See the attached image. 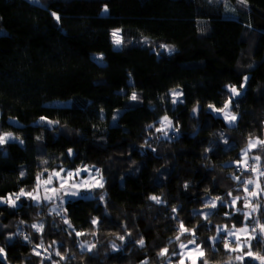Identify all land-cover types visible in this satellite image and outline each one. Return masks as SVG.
Wrapping results in <instances>:
<instances>
[{"label": "trees", "instance_id": "obj_1", "mask_svg": "<svg viewBox=\"0 0 264 264\" xmlns=\"http://www.w3.org/2000/svg\"><path fill=\"white\" fill-rule=\"evenodd\" d=\"M229 100L232 126L215 112ZM5 132V200L63 168L93 167L104 186L0 201V264H176L190 239L197 264H243L217 230L247 222L264 256V200L241 162L250 138L264 141V0H0ZM251 149L264 171V145Z\"/></svg>", "mask_w": 264, "mask_h": 264}, {"label": "rangeland", "instance_id": "obj_2", "mask_svg": "<svg viewBox=\"0 0 264 264\" xmlns=\"http://www.w3.org/2000/svg\"><path fill=\"white\" fill-rule=\"evenodd\" d=\"M221 109H224V107L221 108ZM224 111L228 112V113H230L232 115H235L236 116V120H237V115L234 112H232L229 107L227 109H225ZM215 112L217 114H220L223 117V119L225 120L227 125L232 126V125H234L236 123V120L234 122H232V123H229V121L224 118V112H221V111H218V110H216ZM6 133H10V132H5V133H3L1 135H4ZM10 134H11V137H12L11 139H13L14 138L13 134L12 133H10ZM263 139H264V133H263ZM8 140H10V139H8ZM8 140H6V142ZM261 140L262 139L259 138V137H253V138L249 139V141H253V142L261 141ZM249 141H248L247 145L241 151V156H242V161L241 162L245 163V164L252 165L253 168L256 169V171H253V176L251 177L253 183L252 184H248L247 185V189H248L249 192H253V191L256 192L257 195L256 196L249 195V197L251 199V198L260 196L261 200H264V176L260 175V173L264 172V171L260 170L257 167V160H255L254 158L258 157V156H257L256 152H251L252 149H249ZM5 143H3V144H5ZM3 144H0V146L3 145ZM59 145L60 144L58 142L57 143L54 142V143L48 144L46 146V152L47 153H52L54 151H59V149H60ZM245 150H248L247 156H245V154H244ZM2 161H3L2 157L0 156V163H2ZM56 173H59V176H57ZM68 173H72L73 175L69 176ZM51 176L54 179L49 177V176L47 178H45V179H41L37 183L36 188L34 190H32V191H24V192L25 193H32V195L34 197H36L35 199H38V200H40L42 198V196H44V197H47V196L52 197V196H54V198H58L62 194V190L65 191V192H66V190L67 191H70V190L71 191H79L81 189H85V188H88V187L95 186L97 181H100V182L103 183V180L97 175L96 170L93 167H87V166L86 167H79V168H75V169H64L63 168V169L55 170V171H53ZM49 179H51V182L50 183H46V181H49ZM56 181L58 182V184L55 183ZM62 185H63V187H62ZM72 185H77L78 187H72ZM257 185H259V187H257ZM53 189H55L56 191H53ZM19 193H17V195H19ZM16 196H14V197L11 196V197H12V199H15ZM21 197H24V196H20V199H21ZM25 197L28 198L27 195H25ZM247 197H248V195L244 196L243 197V201ZM20 199L17 200V202L20 201ZM4 200H5L4 197H0V201H4ZM246 203H247V206H246ZM253 205H257V204H253ZM250 206H251V202L250 201L245 202V211L248 208H250ZM254 225H255V222H253V223L247 222L243 226L235 227L236 236H238L240 238L239 239V243L242 246L238 250L243 252V254H242V256H243V261H242L243 264H247L246 257L247 258L252 257V256L246 255V253L249 251V248L245 245V241H248V243H250V246H251L250 237L254 234V232L251 229V227L252 226L254 227ZM245 226H247V232L236 231L237 229H242ZM222 228H225V227H222ZM228 230H230V229H228ZM236 236H234L233 239L236 240ZM190 240H193V239H190ZM190 240L181 241L179 243V250H178L179 257L177 258V263L176 264H180L181 259H183L184 264H192L193 260H195V262L197 264L198 259H200L201 256L198 254V252L190 251V250L195 249L196 245H199V244H197L196 242H195V244H190L189 243ZM181 243L187 245V248L186 249H181V247H180ZM230 246H232L233 249H237V243H234L233 241H231ZM200 249H202L201 246H200ZM252 252L254 253V251H252Z\"/></svg>", "mask_w": 264, "mask_h": 264}, {"label": "snow or ice", "instance_id": "obj_3", "mask_svg": "<svg viewBox=\"0 0 264 264\" xmlns=\"http://www.w3.org/2000/svg\"><path fill=\"white\" fill-rule=\"evenodd\" d=\"M241 2H246V0H241ZM107 11H108L107 6H105L104 9H103V12L106 13ZM52 15L55 17V19H56L57 21H59L60 17L57 16L56 13H53ZM112 36H113V38H114V43H116L117 45H119V44L121 43V39H120V36H119V30H115V31H113V32H112ZM169 51H171V50H169ZM245 80H247V77H245ZM242 86H243V85H242ZM230 91H231V93H232L233 96H235V95H239V93H238V91H237V89H236L235 87L230 88ZM175 95H179V94H175ZM136 98H137V97H136V95H135V93H134V94L132 95V99L135 100ZM175 102H176V101L174 100L173 103H175ZM230 103H231V101L229 100V101L225 104L224 109H220V110H218V111L224 112V118H225L226 120H228L229 123H232V122H234V121L236 120V116L224 111L225 109H227V108L229 107V104H230ZM210 107H211V106H210ZM194 111H196V110L194 109ZM42 119H43V118H42ZM164 121H167V117L164 118ZM164 121H162V123H164ZM50 123H51V122H50ZM167 125L170 127V126H171V122H170V121H167ZM157 130H158V131H162L163 129H157ZM11 138H12V137H11V134H10V133H6V134H4V135H0V144L5 143L6 140L11 139ZM257 143H259V144H261V145H264V141H256V142L249 141V149H251V148H253V147H256ZM247 152H248V150H245V153H244L245 156H247ZM71 154H72L71 149H69V155H71ZM254 159L258 161L260 158H259V157H255ZM252 171H256V169L253 168ZM22 174H23V173H22ZM77 174H78V173H77ZM56 175L59 176V173H56ZM68 175H69V176H72L73 174H72V173H68ZM260 175H264V172H261ZM38 179H39V178H38ZM50 182H51V179H49V181H46V183H50ZM252 183H253L252 180H249V181L246 182V184H245V191H248V189H247V185H248V184H252ZM95 186H96V187H99V188H103L104 185H103L102 182L97 181L96 184H95ZM62 187H63V185H62ZM72 187H78V186H77V185H72ZM185 187H187V185H185ZM257 187H259V185H257ZM53 191H56V190L53 189ZM65 194H67V195H71V196H77V195H79V192H78V191H67V190H66ZM25 195H27V196H29V197H32L33 199L36 198V197H34V196L32 195V193H25L23 190H21V192L19 193V195H17V196L15 197V199H12L11 197H8V199L5 200V201H3V202H5V203H9V204H11L12 206H15L16 200H19V199H20V196H25ZM249 195H251V196H256L257 193L253 191V192H249ZM46 198H47V197H46ZM101 199H102V197H101ZM151 199L155 200L157 203H160V202H161L160 199H159L158 197H156V196L151 197ZM218 199H219V198H218ZM236 199H239V198H234L233 203H235V200H236ZM246 206H247V203H246ZM211 207H216V201H215V200H213V201L211 202ZM253 210H255V209H253ZM173 211H176V209H173ZM205 218H207V214H205ZM93 223H96V221L94 220ZM33 227L36 228V227H38V226H37V225H33ZM39 227H42V226H39ZM259 227H260L261 231L264 232V225H260ZM180 228H181V235H183L184 232H188V231H189V229L184 228L183 224H181ZM217 231H218V233H219L220 231H226L228 236H236V232H235V231L228 230L227 228L218 229ZM236 231H239V232H247V226H245V227L242 228V229H237ZM254 231H255V229H253V232H254ZM193 235H194V233H193ZM251 238H255V237H251ZM25 239H27V237H25ZM121 239H123V237H121ZM176 239L179 240V239H180V236H177ZM213 239L215 240V237H213ZM239 239H240V238H239L238 236H236L237 249H240V248L242 247V246L240 245V243H239ZM139 243H140L141 245H143V244H144V241H143V240H140ZM189 243H190V244H195V240H190ZM230 243H231V241H229V242H225V248H229V247H230ZM245 245L249 248V251L246 253V255H248V256H254L255 259H258V260L261 261V264H264V256H259L258 254H254V253L251 251V246H250V243H248V241H245ZM82 247H83V245H82ZM180 247H181V249H186V248H187V245L181 243ZM237 249H232V250L235 251V250H237ZM89 250H90V249H89ZM190 251H196V252H198V254H199L200 256H203V255H204V253H203L202 249H200V246H199V245H196V248L193 249V250H190ZM2 252H3V249H0V253H2ZM167 252H168L167 249H163V250L161 251L160 255H162V256H163V255H166ZM37 254H39V253H37ZM57 255H60V253L57 252ZM62 258H63V257H62ZM237 259H239V260H243V256H239V257H237ZM180 264H184L183 259H181ZM192 264H196L195 260H193ZM205 264H206V262H205Z\"/></svg>", "mask_w": 264, "mask_h": 264}, {"label": "water", "instance_id": "obj_4", "mask_svg": "<svg viewBox=\"0 0 264 264\" xmlns=\"http://www.w3.org/2000/svg\"><path fill=\"white\" fill-rule=\"evenodd\" d=\"M48 124H54V125H56L57 123L56 122H53V121H50L48 119H45V118L40 119L39 121H37V125L38 126H44V125H48Z\"/></svg>", "mask_w": 264, "mask_h": 264}]
</instances>
